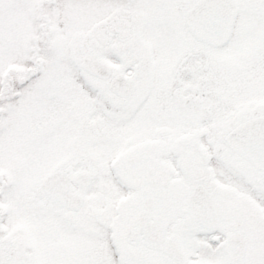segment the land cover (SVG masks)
<instances>
[{
	"label": "snow or ice",
	"instance_id": "obj_1",
	"mask_svg": "<svg viewBox=\"0 0 264 264\" xmlns=\"http://www.w3.org/2000/svg\"><path fill=\"white\" fill-rule=\"evenodd\" d=\"M0 264H264V0H0Z\"/></svg>",
	"mask_w": 264,
	"mask_h": 264
}]
</instances>
